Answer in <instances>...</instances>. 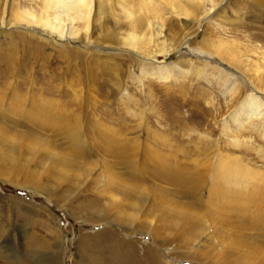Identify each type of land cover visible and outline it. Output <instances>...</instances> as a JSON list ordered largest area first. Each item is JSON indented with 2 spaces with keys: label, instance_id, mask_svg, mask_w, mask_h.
<instances>
[{
  "label": "rangeland",
  "instance_id": "374dc122",
  "mask_svg": "<svg viewBox=\"0 0 264 264\" xmlns=\"http://www.w3.org/2000/svg\"><path fill=\"white\" fill-rule=\"evenodd\" d=\"M8 1L13 22L44 7ZM263 1L166 14L144 58L0 30V264H264Z\"/></svg>",
  "mask_w": 264,
  "mask_h": 264
},
{
  "label": "bare ground",
  "instance_id": "6f19581e",
  "mask_svg": "<svg viewBox=\"0 0 264 264\" xmlns=\"http://www.w3.org/2000/svg\"><path fill=\"white\" fill-rule=\"evenodd\" d=\"M220 1H214L213 6L206 12L203 0H43L44 7H40L38 14H36V8L31 7L28 16L18 15L17 20L19 22H13L10 18H5L9 1L0 0L4 14L3 19L0 21V30L3 32H11L16 29H23L26 32L40 31L61 41L73 43L82 41L86 46L97 44L106 49L119 47L122 50L137 54V47L149 46L155 37L162 34L163 29L161 26L163 22L167 21V18H165L166 14L176 18L184 26L195 25L197 28L203 19L214 13ZM56 20L59 22H56ZM79 21H82V32L72 25ZM58 23L62 24L63 27H59ZM173 23L171 21V24ZM94 35H97L96 38H93ZM188 37L189 34L184 35L183 40ZM232 48L223 44L218 46L216 44L205 45V49L212 54L222 60L231 62H233L230 56ZM138 56L144 58L142 54ZM161 73L158 72V75ZM256 91L259 93L258 90ZM249 105L246 107L250 109L253 116H262L264 105L259 102L258 98H253ZM8 171V173L11 172L10 170ZM11 201L13 202V200ZM14 202L16 207L25 206L35 213L40 211L21 200H15ZM1 215L3 213L0 212V218ZM48 220H51V216H49ZM83 221L94 224H109L107 214L99 216L98 221L95 222L92 220ZM1 222L2 220L0 219V224ZM135 233L142 234L143 232H134L133 234ZM87 236L84 238H87ZM92 236L89 235V237ZM52 239L53 245L58 246L60 235L57 230L52 232ZM7 242H10V240H7ZM60 257V253L48 256L40 263L60 264ZM124 264L134 263L128 262Z\"/></svg>",
  "mask_w": 264,
  "mask_h": 264
}]
</instances>
